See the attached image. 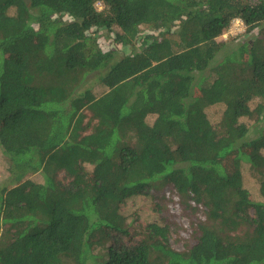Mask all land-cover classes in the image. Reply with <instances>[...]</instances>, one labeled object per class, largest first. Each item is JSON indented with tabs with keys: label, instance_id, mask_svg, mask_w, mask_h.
<instances>
[{
	"label": "trees",
	"instance_id": "1",
	"mask_svg": "<svg viewBox=\"0 0 264 264\" xmlns=\"http://www.w3.org/2000/svg\"><path fill=\"white\" fill-rule=\"evenodd\" d=\"M0 155V264H264V0H0Z\"/></svg>",
	"mask_w": 264,
	"mask_h": 264
},
{
	"label": "rangeland",
	"instance_id": "2",
	"mask_svg": "<svg viewBox=\"0 0 264 264\" xmlns=\"http://www.w3.org/2000/svg\"><path fill=\"white\" fill-rule=\"evenodd\" d=\"M175 26H174V30L175 31H178V29H179V22H176L175 24H174ZM101 35H103L104 36V39H105V41H103V42H105V43H102L101 42V44H102V46H103V48H106L105 49V52H109V50H111L112 49V47L110 46V44L113 42V40H111L110 38H109V35L108 34H104L103 32L102 33H100ZM244 34V33H243ZM101 35H98V36H101ZM253 36H255V35H253V34H248V35H246V36H244V37H239L238 38V40L237 41H235L236 43H240L241 42V44H243V43H249L250 41H252V39H253ZM220 40H222V38H220ZM232 40H229V41H227L228 43L229 42H231ZM235 43V44H236ZM105 44H106V46H105ZM229 48V47H228ZM229 54V51H227V50H224V51H221L219 54H218V56H217V59L218 60H221L222 58H224V57H226L227 55ZM252 108H254V106H252ZM212 114V113H211ZM209 115V116H211L212 117V115ZM218 118V116H216V117H214V119L216 120ZM213 118H211V120H214ZM242 121H244V122H247V124H249V125H251V122L248 120V119H244V120H242ZM257 135L253 132L252 134H251V137L252 138H255ZM233 163V162H232ZM3 165H4V160H3V158H2V156L0 155V182H2V181H5L6 180V178H7V173H6V171L7 170H5L4 168H3ZM245 176H246V179L248 180V184L246 185L247 186V188H249L250 189V192H251V194L253 195V197H255V198H257L258 197V185H257V183H255L254 181H255V179L253 178V177H251L248 173H246L245 174ZM32 178H34L36 181H41V177H35V176H33ZM131 205L134 207V208H136V209H134V210H136L137 212L136 213H134L133 214V216H137L140 220H141V222L143 223H145L146 221H149V220H156L157 219V217L153 214V212L152 211H150L149 210V202H144V203H131ZM143 205V206H142ZM143 208H142V207ZM135 212V211H134ZM172 212H174V213H178V210H172ZM129 213H131V212H129ZM159 218L160 217H158V219H157V221L159 220ZM182 223L185 225V226H188V223H187V220L186 219H182ZM184 236L186 237V238H188L189 237V235H188V233H185L184 234ZM172 242V246L176 249V250H182L183 249V244L181 243V242H179L178 240L175 242V241H171Z\"/></svg>",
	"mask_w": 264,
	"mask_h": 264
},
{
	"label": "built area",
	"instance_id": "3",
	"mask_svg": "<svg viewBox=\"0 0 264 264\" xmlns=\"http://www.w3.org/2000/svg\"><path fill=\"white\" fill-rule=\"evenodd\" d=\"M96 9L98 11H101L103 9V4L98 2L96 4ZM246 26L244 22L241 19H235L232 22V25L230 26L229 30L222 36L223 39H228L229 37H235L240 36L243 33H245Z\"/></svg>",
	"mask_w": 264,
	"mask_h": 264
},
{
	"label": "clouds",
	"instance_id": "4",
	"mask_svg": "<svg viewBox=\"0 0 264 264\" xmlns=\"http://www.w3.org/2000/svg\"><path fill=\"white\" fill-rule=\"evenodd\" d=\"M236 37V36H235Z\"/></svg>",
	"mask_w": 264,
	"mask_h": 264
}]
</instances>
